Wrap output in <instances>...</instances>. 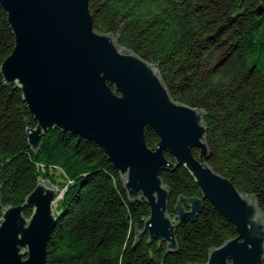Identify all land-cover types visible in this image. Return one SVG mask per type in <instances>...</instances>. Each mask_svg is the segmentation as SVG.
<instances>
[{
  "label": "trees",
  "instance_id": "16d2710c",
  "mask_svg": "<svg viewBox=\"0 0 264 264\" xmlns=\"http://www.w3.org/2000/svg\"><path fill=\"white\" fill-rule=\"evenodd\" d=\"M258 4L264 7V0L88 2L95 30L155 65L174 101L204 112L207 163L239 192L254 196L264 214V12L255 16ZM6 19L0 5V65L14 47ZM35 127L20 88L5 83L0 72L2 208L22 205L39 179L63 191L54 207L47 264H206L211 249L236 237L233 225L204 200L195 221L177 226L175 251L168 252L165 242H149L146 233L136 240L149 206L128 198L124 180L101 148L51 129L33 151L26 129ZM144 133L154 148L158 136L149 127ZM192 153L199 154L195 148ZM160 178L170 191V218L179 197L202 198L183 167ZM32 212L26 207L23 215L30 218Z\"/></svg>",
  "mask_w": 264,
  "mask_h": 264
},
{
  "label": "water",
  "instance_id": "95a60500",
  "mask_svg": "<svg viewBox=\"0 0 264 264\" xmlns=\"http://www.w3.org/2000/svg\"><path fill=\"white\" fill-rule=\"evenodd\" d=\"M88 2L0 0L14 36L0 72L5 83L20 88L36 122L26 129L30 148L35 151L51 129L97 144L124 180L128 198L149 206L136 240L146 233L149 242L175 251L177 226L195 221L207 200L236 237L211 249L206 264H264V214L254 196L239 192L207 163L204 112L174 101L155 65L95 30ZM263 12L262 4L253 10L257 17ZM146 127L158 136L154 148L146 145ZM175 166L188 171L202 198L179 197L170 218V191L160 175ZM56 187L39 179L22 205L2 208L0 202V264H47L53 203L62 195ZM26 207L33 209L30 218L23 215Z\"/></svg>",
  "mask_w": 264,
  "mask_h": 264
},
{
  "label": "rangeland",
  "instance_id": "374dc122",
  "mask_svg": "<svg viewBox=\"0 0 264 264\" xmlns=\"http://www.w3.org/2000/svg\"><path fill=\"white\" fill-rule=\"evenodd\" d=\"M50 173L55 177V179H56L57 182H63V179H62V177H61L59 171H54V170H52ZM56 189H58L59 192H63L59 187H56ZM60 190H61V191H60ZM59 198H60V197H58L57 199L54 200L53 208L56 206L57 200H58Z\"/></svg>",
  "mask_w": 264,
  "mask_h": 264
}]
</instances>
